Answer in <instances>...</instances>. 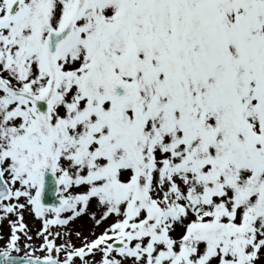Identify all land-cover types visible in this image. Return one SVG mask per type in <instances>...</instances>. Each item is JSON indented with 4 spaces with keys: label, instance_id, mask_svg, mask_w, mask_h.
<instances>
[{
    "label": "snow or ice",
    "instance_id": "obj_1",
    "mask_svg": "<svg viewBox=\"0 0 264 264\" xmlns=\"http://www.w3.org/2000/svg\"><path fill=\"white\" fill-rule=\"evenodd\" d=\"M5 222L0 264H264V0H0Z\"/></svg>",
    "mask_w": 264,
    "mask_h": 264
},
{
    "label": "rangeland",
    "instance_id": "obj_2",
    "mask_svg": "<svg viewBox=\"0 0 264 264\" xmlns=\"http://www.w3.org/2000/svg\"><path fill=\"white\" fill-rule=\"evenodd\" d=\"M26 219H27V221H28V223H29V226H30V227H33V229H35V227L39 226V221H33L32 218H31L30 216H29V217H26ZM8 231H9V229H8V225H7V223L5 222V223H3V225H2V233H0V234H2L4 237H6L7 234H8ZM98 231H99V230H98ZM34 240H35V237H34ZM35 242H36L37 244L39 243L38 240H35ZM3 243H4V241H3V240H0V246H2ZM77 243H78V242H77ZM13 254H16V253H13ZM21 255H22V253H21Z\"/></svg>",
    "mask_w": 264,
    "mask_h": 264
},
{
    "label": "water",
    "instance_id": "obj_3",
    "mask_svg": "<svg viewBox=\"0 0 264 264\" xmlns=\"http://www.w3.org/2000/svg\"><path fill=\"white\" fill-rule=\"evenodd\" d=\"M43 107H46V105H43Z\"/></svg>",
    "mask_w": 264,
    "mask_h": 264
}]
</instances>
